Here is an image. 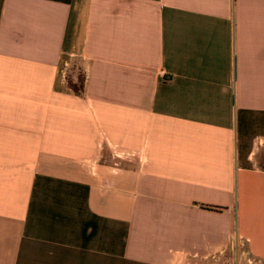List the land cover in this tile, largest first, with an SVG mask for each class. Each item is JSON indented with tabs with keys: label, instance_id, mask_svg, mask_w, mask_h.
Listing matches in <instances>:
<instances>
[{
	"label": "crops",
	"instance_id": "0c3cea01",
	"mask_svg": "<svg viewBox=\"0 0 264 264\" xmlns=\"http://www.w3.org/2000/svg\"><path fill=\"white\" fill-rule=\"evenodd\" d=\"M234 241L264 262V0H0V264Z\"/></svg>",
	"mask_w": 264,
	"mask_h": 264
},
{
	"label": "rangeland",
	"instance_id": "374dc122",
	"mask_svg": "<svg viewBox=\"0 0 264 264\" xmlns=\"http://www.w3.org/2000/svg\"><path fill=\"white\" fill-rule=\"evenodd\" d=\"M81 74L82 71L76 69L69 77L73 78L75 82H79ZM216 264H264V262L249 253L247 246L243 242L234 241L231 244V248L219 260L217 259Z\"/></svg>",
	"mask_w": 264,
	"mask_h": 264
},
{
	"label": "trees",
	"instance_id": "16d2710c",
	"mask_svg": "<svg viewBox=\"0 0 264 264\" xmlns=\"http://www.w3.org/2000/svg\"><path fill=\"white\" fill-rule=\"evenodd\" d=\"M84 82L85 75L83 73L80 75L79 82H75L71 77H68V85L79 96L83 94Z\"/></svg>",
	"mask_w": 264,
	"mask_h": 264
}]
</instances>
